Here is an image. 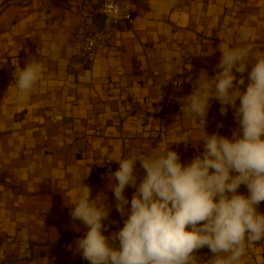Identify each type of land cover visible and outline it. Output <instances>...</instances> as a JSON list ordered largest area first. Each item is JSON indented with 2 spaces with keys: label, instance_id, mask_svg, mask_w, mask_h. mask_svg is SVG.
Masks as SVG:
<instances>
[{
  "label": "crops",
  "instance_id": "1",
  "mask_svg": "<svg viewBox=\"0 0 264 264\" xmlns=\"http://www.w3.org/2000/svg\"><path fill=\"white\" fill-rule=\"evenodd\" d=\"M101 2L0 0V264H90L75 252L87 229L70 216L74 171L87 175L93 199L103 196L110 206L104 221L110 237L127 218L108 187L119 168L114 160L168 146L186 165L203 153L206 133L231 138L239 128L230 106L221 115L213 99L205 123L196 122L181 112L180 98L201 71L216 74L220 48L241 46L245 27L254 55L264 57V0H137L133 29L115 33L89 62L80 42L99 26L92 9ZM161 4L168 6L156 15ZM52 42L62 45L56 60L48 55ZM32 58L46 71L20 102L14 73ZM186 131L192 142L173 143ZM135 173L139 183L145 176L139 160ZM135 190L128 186L124 194L130 200ZM238 193L249 194L245 185ZM257 211L264 214V201ZM194 255L198 264L214 256L206 246ZM240 264H264V246L254 252L247 246Z\"/></svg>",
  "mask_w": 264,
  "mask_h": 264
},
{
  "label": "clouds",
  "instance_id": "2",
  "mask_svg": "<svg viewBox=\"0 0 264 264\" xmlns=\"http://www.w3.org/2000/svg\"><path fill=\"white\" fill-rule=\"evenodd\" d=\"M127 3L104 0L101 12L108 21H120L128 15ZM167 6L159 5L155 14H162ZM251 37L247 27L242 29L241 46L220 48L216 74L210 78L201 71L192 92L180 98L181 112L196 122L205 123L213 99L221 105V115L228 106L234 109L239 128L231 138L206 133L200 140L203 153L186 165L168 146L150 156L114 160L119 168L110 174L108 187L116 210L127 215L119 231L110 237L104 234L110 206L103 196L92 198L91 188L83 183L87 175L73 172L76 196L70 216L87 229L75 247L83 259L90 264H198L194 253L206 246L214 254L208 264H240L247 246L264 239V214L257 211L264 201V57L254 55ZM61 47L57 42L48 45L52 60L59 58ZM163 55L165 68L171 71V55ZM45 71V64L33 58L15 71L18 101L28 97ZM245 72L248 83L242 90ZM192 135L186 131L173 143L192 142ZM137 160L145 171L139 183ZM241 185L247 187V196L238 193ZM128 186L136 189L130 200L124 194Z\"/></svg>",
  "mask_w": 264,
  "mask_h": 264
},
{
  "label": "built area",
  "instance_id": "3",
  "mask_svg": "<svg viewBox=\"0 0 264 264\" xmlns=\"http://www.w3.org/2000/svg\"><path fill=\"white\" fill-rule=\"evenodd\" d=\"M136 1L137 0H128L129 3H127V7L125 9V16L127 14L128 15L120 21H108V17L104 14L106 16L104 25L94 27L91 33L80 42L81 53L85 56L87 61H93L97 54L103 52L106 48L111 46L113 35L115 33L124 34L133 29L137 20V15L134 9ZM115 2L122 4L124 0H115ZM103 3L104 0H102L101 3L94 5L92 9V16L95 17L97 14L102 13ZM248 246L251 251L254 252V249L264 246V239L254 242V245Z\"/></svg>",
  "mask_w": 264,
  "mask_h": 264
},
{
  "label": "water",
  "instance_id": "4",
  "mask_svg": "<svg viewBox=\"0 0 264 264\" xmlns=\"http://www.w3.org/2000/svg\"><path fill=\"white\" fill-rule=\"evenodd\" d=\"M95 19L96 21L98 22V24L100 26L104 25V22H105V19H106V16L102 13H99L95 16Z\"/></svg>",
  "mask_w": 264,
  "mask_h": 264
}]
</instances>
